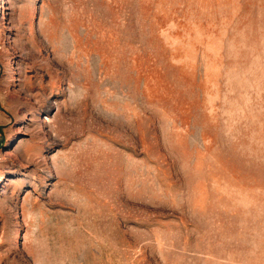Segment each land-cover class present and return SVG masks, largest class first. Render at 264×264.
<instances>
[{
	"label": "rangeland",
	"instance_id": "obj_1",
	"mask_svg": "<svg viewBox=\"0 0 264 264\" xmlns=\"http://www.w3.org/2000/svg\"><path fill=\"white\" fill-rule=\"evenodd\" d=\"M0 264H264V0H0Z\"/></svg>",
	"mask_w": 264,
	"mask_h": 264
}]
</instances>
